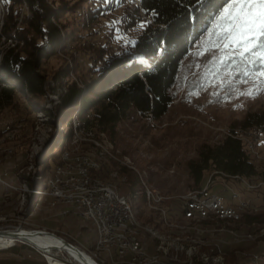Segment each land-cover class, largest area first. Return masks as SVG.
Segmentation results:
<instances>
[{"label":"rangeland","instance_id":"obj_1","mask_svg":"<svg viewBox=\"0 0 264 264\" xmlns=\"http://www.w3.org/2000/svg\"><path fill=\"white\" fill-rule=\"evenodd\" d=\"M53 1L56 4L62 2ZM68 1L80 2L83 6L93 5L91 0ZM99 3L106 4L107 0L97 1L94 5ZM111 7L109 12L82 28L75 38L67 40L56 54L45 59L43 71L47 75L48 92L39 105L30 103L18 92L8 101L0 98V229H49L70 243H78L88 255L90 250L96 251L93 248V223L81 216L71 215V211H64L71 209L70 205H65L62 199L51 193V189L47 194L48 183L52 188V181L58 175L56 170L62 166L65 153L82 155L81 160L76 162L68 159L74 168L72 174L82 161L86 164L101 163L104 167L101 173H90L91 176L113 183L120 193L128 196L140 223L155 227L160 234L174 236L169 231L171 227L158 212V205L168 209L171 216L179 212L181 195L197 188L189 163L198 159L200 147L205 143H220L231 129H241L239 121L247 112L264 108V84L249 80L248 83L237 81L236 90L222 87L229 79L225 75L226 70L219 68V62L209 63L213 56L219 57V50H205L206 45L202 44L208 38L205 31L210 27L208 21L191 41L190 51L182 60L176 82L170 90L173 98L169 109L161 118L131 111L127 117L116 122H99L91 109L81 113L77 108L72 112L69 124L70 121L57 116L61 110L60 93L65 92L72 81L80 86L86 84L93 76L92 63L102 45L117 47L126 39L134 38L142 29L140 25L147 22L139 20L131 26L127 25L123 16L126 11L124 4ZM3 13L4 6L0 1V18ZM121 15L123 30L112 33L115 21L119 22ZM20 17H23L22 13ZM69 18V13L62 16V20ZM0 48L3 49V45ZM201 52L203 55H200ZM248 89H253L255 94L237 95V91L246 92ZM47 109H52L53 114L50 115ZM53 146H56L54 151L62 149L57 159L54 155L47 157ZM256 146L253 151L247 145L259 173L264 168V141L257 142ZM92 168L90 170L99 169ZM216 172L211 170L207 173L204 183L212 175L213 190L222 192L228 199L235 190L242 198L252 202V207L248 205L249 209L239 222L214 221V227L220 228L218 230L211 225H198V230L192 223L176 227L177 234L182 235L181 241L186 245L207 238L210 245L198 246L197 250L201 249L197 254L213 253L216 250L210 248L214 245L211 242H219L216 249L221 250L222 261L218 264H264V178L259 174L252 178L234 174L228 180V173L213 175ZM255 182L257 186L254 187ZM147 187L157 189L171 199H162L157 204L149 202ZM182 231L185 233L182 234ZM141 236L149 250L159 240L148 233L142 232ZM13 245L17 246L15 251L10 250ZM13 245L0 249V258L21 260L43 257L46 260L41 249L29 241L16 239ZM179 255L187 257L185 251Z\"/></svg>","mask_w":264,"mask_h":264},{"label":"trees","instance_id":"obj_2","mask_svg":"<svg viewBox=\"0 0 264 264\" xmlns=\"http://www.w3.org/2000/svg\"><path fill=\"white\" fill-rule=\"evenodd\" d=\"M0 1L4 6L0 18V45H3V49L0 48V98L8 101L18 92L36 105L48 92L47 75L43 71L45 59L56 54L93 19L109 12L111 6L124 4L127 25L147 20L134 38L126 39L117 47L101 46L92 63L93 76L84 86L72 81L67 90L60 93L61 110L57 116L70 121L69 124L77 108L81 113L91 109L99 122H116L131 111L161 118L169 109L173 98L170 90L182 60L190 51L191 41L207 25L215 8L214 3L204 0H142L138 6L125 0H107L106 4L98 6L94 4L103 0H91L94 6L68 0L59 4L53 0ZM66 13L71 14V18L62 20ZM118 19L112 33L123 30L122 15ZM46 111L53 114L52 109ZM239 124L244 129L253 127L264 132V108L247 112ZM55 148L51 147L47 157H60L62 149L57 152ZM103 168L101 165L92 173L100 174ZM189 168L197 187L204 184L211 170H217L213 175L228 173V180L234 174L247 178L259 174L264 178V168L257 173L246 143L230 133L218 144H203L198 159L190 161ZM16 249L13 245L10 250ZM0 264H47V261L43 257L0 258Z\"/></svg>","mask_w":264,"mask_h":264},{"label":"bare ground","instance_id":"obj_3","mask_svg":"<svg viewBox=\"0 0 264 264\" xmlns=\"http://www.w3.org/2000/svg\"><path fill=\"white\" fill-rule=\"evenodd\" d=\"M127 1L136 5H141L142 3V0H126V2ZM230 134L244 140L253 151L255 147H257L256 145L258 139L260 141H264V132L258 131L254 128L235 129L233 133L230 132ZM63 158L64 161L62 166H59L56 170L58 171V175L55 176V179H53L52 181L53 186L51 188V193L62 199L64 203H66L67 201L68 205L74 206L75 199H78L79 195H89V191L93 190L113 189V192H115L116 194H120V198L125 205V213L126 215H129V218L121 219V227H111V231H107V238H114V235H120L124 238L137 237V239L139 240L137 245L134 246V253L107 250L104 244L101 242V238H104L105 236V221L104 219H102V217H95V223L93 224L95 229V247L93 248L96 251L92 252V250H90L91 253L89 255L96 261H112L110 264H156V262L162 261H170L171 264H218L220 261H222L221 254H219L221 253V250L216 249L219 248V242H211V244L214 245L210 248H214L216 250L213 253L209 251L197 254L198 250L204 247L203 245H210V243H208V239L200 238L199 240H196L197 243L193 242L195 244L190 243L186 245L181 241L180 236L182 235L177 234L178 231H176V227H185L193 223L194 227L198 230V225H211L213 226L214 230H218L220 228L214 227V221L216 223H219L221 220L223 222H239L244 212L249 209L248 204H239L235 209V205L232 203H226V207L219 208L215 202H206V210L208 211V214H198L197 212H181L180 214H178V220L176 221L168 220V216L160 214L162 215L164 222L171 227L169 231L174 236H171V234L167 233L160 234L155 227L140 223V221L134 215L132 203L129 197L125 194L120 193L113 183L105 182L101 179V177H93L90 173H80L81 170L84 169V166L100 168L101 163L97 164L96 162H88L86 164V162L82 161L74 171L73 175L75 176L66 178V185L72 186H61L60 179H62V172L66 174H72L74 169L73 166L70 165V162L68 163L69 158H66L64 156ZM150 190L153 189L149 187L146 188V196L149 202L153 201ZM196 190L197 188H193L192 190L186 191L181 195V199L190 196L191 201H198V192H196ZM165 198L167 197L163 196L160 193V200ZM231 212L235 213L231 214ZM81 217L85 218V216ZM12 230L14 231V234H0V249L13 245L16 239H26L25 241L31 242L33 245H36L38 248L46 252V254L49 255L51 264H60V259L53 254V252H57L60 250L76 256L77 258L79 257L78 259L82 260L83 262H87L86 260L82 259V256L80 255V253H83L84 257L90 260L89 256L86 255L85 249L80 250L77 247L69 246L68 242L56 233H51L50 231H38L37 229V234H34V232L31 233L30 230H27L24 227ZM203 230L209 229H206L205 227V229L203 228ZM142 232L144 234H151L152 236L159 239L157 243L154 244L155 246H153L152 250H149L147 247H145L144 237L141 236ZM181 233L183 234L185 233V231H182ZM185 235L188 236V234ZM198 241L200 242V244H198ZM200 245L201 248L197 250L198 246L200 247ZM183 251H185L187 254V257L185 258H181L179 255L180 252Z\"/></svg>","mask_w":264,"mask_h":264},{"label":"snow or ice","instance_id":"obj_4","mask_svg":"<svg viewBox=\"0 0 264 264\" xmlns=\"http://www.w3.org/2000/svg\"><path fill=\"white\" fill-rule=\"evenodd\" d=\"M204 2L214 3L215 8L209 18L210 27L205 29L208 38L202 44L206 45L205 50H219V57L213 56L209 63L219 62V68L226 70L229 79L222 87L236 90L237 81L248 83L249 80L264 84V0ZM254 94L253 89L237 91V95Z\"/></svg>","mask_w":264,"mask_h":264},{"label":"built area","instance_id":"obj_5","mask_svg":"<svg viewBox=\"0 0 264 264\" xmlns=\"http://www.w3.org/2000/svg\"><path fill=\"white\" fill-rule=\"evenodd\" d=\"M260 140L258 139V144ZM64 157L70 158L72 161L81 160L82 155H73V154H64ZM80 173H92L89 166H84V169ZM70 176H75L73 174H65L62 172L61 186L66 185V178ZM212 175L208 180L201 186L197 187L196 192H198V201H191L190 196L180 199V210L179 212H197L198 214H208L206 210V202H215L218 207H226V203H233L235 209L239 204H248L252 207V202L248 199L242 198L239 192L233 190L230 199H228L222 192L215 191L212 189ZM47 194L51 189V183H48ZM257 186V183H254V187ZM152 195L153 203L161 202L160 193L157 189L150 190ZM171 199L167 195V200ZM67 205V201L66 204ZM71 209H65L64 211H71V215L85 216V220L95 223V217H102L105 221V236L101 238V242L104 244L107 250L114 251H125V253H134V246L137 245V237L124 238L120 235H114V238H107V231H111V227H121V219L129 218V215L125 213V205L120 198V194L113 192V189H104V190H93L89 191V195H79L78 199H75L74 206H70ZM158 212L165 216H168V220H178V213H174L172 216L169 214L168 209H162V206L158 205ZM235 212H231L234 214ZM32 229V228H30ZM41 231H50L49 229H41ZM51 233H56L55 231H50ZM57 234V233H56ZM63 237V236H62ZM64 238V237H63ZM67 242H70L68 239L64 238ZM79 242V241H78ZM72 244L78 246L81 250L82 247L78 243L71 242ZM82 245V244H81ZM42 254L47 260V264H51L49 260V255L41 250ZM58 252H63V250L53 252L54 256L60 259V264H110L112 261H95L90 257L89 262H83L78 259L76 256L69 254L68 256H61ZM143 264V263H141ZM156 264H171L170 261L156 262Z\"/></svg>","mask_w":264,"mask_h":264},{"label":"water","instance_id":"obj_6","mask_svg":"<svg viewBox=\"0 0 264 264\" xmlns=\"http://www.w3.org/2000/svg\"><path fill=\"white\" fill-rule=\"evenodd\" d=\"M31 231V233H33L34 232V234H37L36 233V231L37 230H34V229H31L30 230ZM14 234V231L11 229V228H6V229H0V234ZM25 239V238H24ZM26 240V239H25ZM68 245L69 246H71V247H77V246H75L74 244H72V243H70V242H68ZM80 251V250H79ZM81 252V251H80ZM79 255V254H78ZM80 255L82 256V259H84V260H86L87 262H89V263H91V261L89 260V259H87L86 257H84V255H83V253L81 254L80 253ZM79 258V257H78Z\"/></svg>","mask_w":264,"mask_h":264}]
</instances>
